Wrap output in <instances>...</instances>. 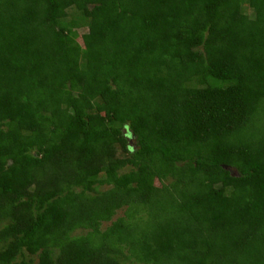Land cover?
Listing matches in <instances>:
<instances>
[{
  "label": "trees",
  "instance_id": "obj_1",
  "mask_svg": "<svg viewBox=\"0 0 264 264\" xmlns=\"http://www.w3.org/2000/svg\"><path fill=\"white\" fill-rule=\"evenodd\" d=\"M0 264H264V0H0Z\"/></svg>",
  "mask_w": 264,
  "mask_h": 264
},
{
  "label": "rangeland",
  "instance_id": "obj_2",
  "mask_svg": "<svg viewBox=\"0 0 264 264\" xmlns=\"http://www.w3.org/2000/svg\"><path fill=\"white\" fill-rule=\"evenodd\" d=\"M78 33L81 35V34H83V33H85V29L84 28H81V29H79L78 30ZM77 41L79 42V43H81V40L78 38L77 39ZM168 182V179H165L164 181H163V184H166ZM153 184H154V187H157V188H159L160 187V183H158L157 181H155V182H153ZM98 189H103V188H98ZM122 215V211H117V213L115 214V216L113 217V219L116 217V216H121ZM107 225V223L106 224H103V227H105ZM75 234H81V231H76V233Z\"/></svg>",
  "mask_w": 264,
  "mask_h": 264
}]
</instances>
